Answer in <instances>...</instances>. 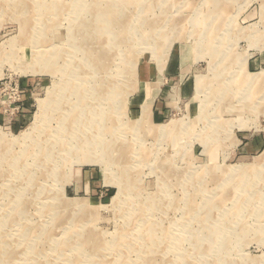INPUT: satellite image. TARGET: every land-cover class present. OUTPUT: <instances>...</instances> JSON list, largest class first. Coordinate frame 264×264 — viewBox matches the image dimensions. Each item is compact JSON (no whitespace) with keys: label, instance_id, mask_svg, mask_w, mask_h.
Wrapping results in <instances>:
<instances>
[{"label":"rangeland","instance_id":"obj_1","mask_svg":"<svg viewBox=\"0 0 264 264\" xmlns=\"http://www.w3.org/2000/svg\"><path fill=\"white\" fill-rule=\"evenodd\" d=\"M0 44V264H264V0H0Z\"/></svg>","mask_w":264,"mask_h":264},{"label":"bare ground","instance_id":"obj_2","mask_svg":"<svg viewBox=\"0 0 264 264\" xmlns=\"http://www.w3.org/2000/svg\"><path fill=\"white\" fill-rule=\"evenodd\" d=\"M26 4V3H25ZM77 4H78V2H77ZM80 4V6H79V8H78V12H80V13H82V12H84L85 10H86V6L87 5H84L83 6V3L81 2V3H79ZM21 5H23V4H21ZM90 7V6H89ZM110 9V8H109ZM91 13H92V17H91V19H89V18H86L87 16H82V20H81V24H80V28L82 29V31H83V27L85 26V24H86V20L87 19H89V20H92L91 22L92 23H90V27L89 28H91L92 30L93 29H95V30H99V28L101 29V25H100V23L101 24H103L104 22H106L107 20H110V21H112V20H115L116 19V17L115 16H108L109 18H106L107 16H105V17H100L99 15V13L97 12V11H94L93 10V8H91L90 10H89ZM76 19V18H75ZM73 20V19H72ZM88 21V20H87ZM105 24V23H104ZM107 25V24H106ZM72 26H76V22L75 23H72ZM40 29V28H39ZM128 29V28H127ZM95 30H93V31H95ZM39 32V31H38ZM88 33V32H87ZM87 33H86V36H87ZM117 34H115L117 37H119V40H120V36H122V35H124V34H122V32L121 31H119V32H116ZM37 34H39V33H37ZM85 34V33H84ZM83 34V35H84ZM93 34V33H92ZM97 34V32L95 33V35ZM25 36V35H24ZM112 37V36H111ZM25 38V37H24ZM93 38V37H92ZM87 39V38H86ZM28 40V39H27ZM37 40V39H36ZM91 40V39H90ZM119 40H111L110 39V41H108V42H106L105 40H99L98 39V37L96 36V40H95V43L96 44H92L90 47V50H94L95 52H98L97 53V58L95 59L96 61V68H103L102 70H104L105 69V64L104 65H102L101 63H103V62H106V60H107V56H106V54L107 53H114L115 55H116V52H118V47H119V45H120V42H119ZM89 41V40H88ZM92 41V40H91ZM119 42V43H118ZM44 43V42H43ZM71 43H73V42H71ZM119 44V45H118ZM122 44V43H121ZM124 44H127L126 42L124 43ZM124 44H122V45H124ZM1 45V44H0ZM3 45V44H2ZM42 47H44V44L42 45ZM125 47H126V45H125ZM51 50V49H50ZM48 51V50H47ZM61 51V48H56V49H53V53H52V56L51 57H54L55 56V58H58L60 55L58 54L59 52ZM123 51H125V50H123ZM2 52V51H1ZM0 52V53H1ZM39 54H38V56H36V61H38V62H42V60H44L43 59V57H41V54L43 55V53H44V51L43 50H39ZM50 52V51H49ZM120 52H121V50H120ZM125 52H127V51H125ZM61 53V52H60ZM99 53H100V55H99ZM127 53H129V52H127ZM33 55V54H32ZM45 55V54H44ZM47 55V54H46ZM57 55H58V57H57ZM128 56V55H127ZM46 57V56H45ZM47 58V57H46ZM124 58H128V57H124ZM124 58H122L120 61H119V65L117 66H115L116 68H121V66L122 65H127V61H128V67L130 68V69H132L133 70V67H134V63H132V64H130L131 62H130V60H126V59H124ZM52 59V58H51ZM82 60V59H81ZM86 61V59H84V62ZM32 62V61H31ZM46 62V61H45ZM73 65V64H72ZM130 71V70H129ZM129 71H127V73L129 72ZM95 72V71H94ZM129 75V74H128ZM130 76V75H129ZM94 77V76H93ZM90 80V79H89ZM254 81V80H253ZM252 81V82H253ZM86 82H87V80H86ZM90 82V81H89ZM88 83V82H87ZM93 83V82H92ZM91 83V84H92ZM97 83V82H96ZM203 83V82H202ZM208 84V83H207ZM205 85V84H204ZM248 85V84H247ZM206 86V85H205ZM210 86V85H209ZM252 86V85H251ZM89 87V86H88ZM92 87V86H91ZM51 90V89H50ZM106 90V89H105ZM216 90V89H215ZM253 90V89H252ZM52 91V90H51ZM100 91V90H99ZM103 92V91H102ZM118 92V91H117ZM89 93V92H88ZM51 94V93H50ZM116 94V93H115ZM251 96V95H250ZM249 96V97H250ZM101 97V96H100ZM94 99V98H93ZM95 101V100H94ZM100 101H102V100H100ZM101 104V103H100ZM96 106V105H95ZM101 106V105H100ZM102 107V106H101ZM99 108V107H98ZM148 110H149V105H146L145 106V108H144V110H143V113H142V116L144 117H146L147 116V112H148ZM95 114H96V112H95ZM140 117L138 120H137V122H138V124H137V126L139 127V125H140V123H142V121H144L143 120V117ZM217 122V121H216ZM97 123V122H96ZM102 126H103V124H102ZM72 128H73V126H72ZM92 128V127H91ZM96 128V127H95ZM219 128V127H218ZM74 129H76V128H74ZM78 129V128H77ZM86 130V129H85ZM104 130V129H103ZM169 130H170V128H168V129H166L165 127H163V128H160L159 129V132L161 133V134H164V132H169ZM222 130V129H221ZM66 131V130H65ZM77 133V132H76ZM86 133V132H85ZM103 133H105V132H103ZM103 133H99V135H101V134H103ZM70 134V133H69ZM106 134V133H105ZM2 138V137H1ZM82 138V137H81ZM211 138V137H210ZM209 138V139H210ZM109 140V139H108ZM74 141V140H73ZM74 143V142H73ZM112 144V143H111ZM206 145V144H205ZM80 146V145H79ZM5 147V146H4ZM82 147V146H81ZM99 147H108L107 145H105V144H103V145H100ZM206 147V146H205ZM126 149V148H125ZM42 156V155H41ZM14 162V161H13ZM254 167V166H253ZM257 168H258V166H257ZM251 169H252V166H251ZM260 169V168H259ZM20 170V169H19ZM240 170H242L241 168H239V171ZM243 170H244V168H243ZM245 170H246V168H245ZM18 171V170H17ZM21 172V171H20ZM26 172V171H25ZM254 172V171H253ZM21 174V173H20ZM22 176V175H21ZM128 178V177H127ZM160 178V177H159ZM245 178H247V176H245ZM254 178V177H253ZM256 178V177H255ZM226 179V178H225ZM127 180V179H126ZM229 181V180H228ZM253 181V180H252ZM15 185V184H14ZM123 185H125V184H123ZM174 186H175V184H174ZM173 186V187H174ZM250 186H251V184H250ZM123 187V186H122ZM251 189V188H250ZM126 190V189H125ZM127 191V190H126ZM224 192V191H223ZM223 194V193H222ZM241 194V193H240ZM193 195V194H192ZM256 195H258V194H256ZM33 197V196H32ZM171 197V196H170ZM169 197V198H170ZM238 197V196H237ZM225 198V197H224ZM256 198V197H255ZM220 199H221V197H220ZM238 199V198H237ZM21 201H22V199H20ZM112 200H114V199H112ZM142 201V200H141ZM216 201H218V200H215V204H218ZM221 201V200H220ZM139 202V201H138ZM162 202V201H161ZM173 202V201H172ZM185 202V201H184ZM188 203H187V205L185 206V208H184V212H185V214H187V215H190V212H192V211H194V203H193V200L191 201V200H188L187 201ZM210 202V201H209ZM242 202V201H241ZM205 203V202H204ZM221 203V202H220ZM114 204V203H113ZM148 205V204H147ZM165 205V204H164ZM167 205V204H166ZM239 205V204H238ZM146 206V205H145ZM152 206V205H151ZM209 206V205H208ZM131 207V206H130ZM146 207H148V206H146ZM203 207V206H202ZM217 207V206H216ZM86 209H87V207H85ZM88 208H89V206H88ZM131 208H133V207H131ZM223 208V207H222ZM232 209V208H231ZM199 210V209H198ZM197 210V211H198ZM214 210V209H213ZM131 211V210H130ZM138 212V211H137ZM195 212V211H194ZM203 212V211H202ZM130 213V212H129ZM139 213V215H140V212H138ZM201 213V212H200ZM230 213V212H229ZM147 214V213H146ZM206 214V213H205ZM243 214V213H242ZM214 215V214H213ZM251 215V214H250ZM141 216V215H140ZM146 216V215H145ZM197 216H199V215H197ZM206 216H207V214H206ZM233 216V215H232ZM190 217V216H189ZM196 217V216H195ZM15 218V217H14ZM187 218V217H186ZM216 218V217H215ZM236 218V217H235ZM137 219V218H136ZM146 219V218H145ZM217 219V218H216ZM242 219V218H241ZM140 220V219H139ZM204 220V219H203ZM210 220H212V219H210ZM185 221V220H184ZM200 221L202 222V220L200 219ZM206 221H208V219L207 218H205V222ZM238 221V220H237ZM242 221V220H241ZM240 222V221H239ZM141 223V222H140ZM144 223V222H143ZM195 223H197V222H195ZM194 223V224H195ZM206 223H208V222H206ZM243 223V222H242ZM157 224V223H156ZM232 224V223H231ZM141 225V224H140ZM205 225V224H204ZM158 226V225H157ZM163 226V225H162ZM189 226V225H188ZM201 226V225H200ZM238 226V225H237ZM160 227V226H159ZM184 227V226H183ZM187 227V226H186ZM207 227V226H206ZM144 228V227H143ZM147 228V227H146ZM202 228V227H201ZM200 228V229H201ZM155 229V228H154ZM184 229V228H183ZM202 230V229H201ZM207 230V229H206ZM149 231V230H148ZM183 231V230H182ZM188 233V232H187ZM230 233V232H229ZM200 234H202V233H200ZM165 235V234H164ZM189 236H190V234H188ZM217 235V234H216ZM226 235V234H225ZM229 235V234H228ZM143 236V235H142ZM184 236V235H183ZM193 236V235H192ZM206 236V235H205ZM146 237V236H145ZM147 238V237H146ZM205 238V237H204ZM217 238V237H216ZM95 239V238H94ZM93 239V240H94ZM180 239V238H179ZM198 239V238H197ZM201 239V238H200ZM165 240V239H164ZM230 240V239H229ZM198 241V240H197ZM203 241V240H202ZM223 241H224V239H223ZM97 242V241H96ZM196 241H193L192 243H195ZM201 242V241H200ZM84 243V242H83ZM180 244V243H179ZM159 245H160V243H159ZM170 245V244H169ZM182 245V244H181ZM113 247V246H112ZM116 247V246H115ZM229 247V246H228ZM227 250V249H226ZM155 251H156V249H155ZM181 251V250H180ZM189 252V251H188ZM83 253V252H82ZM90 253V252H89ZM83 254H85V253H83ZM182 257V256H181ZM147 258V257H146ZM183 260V259H182ZM187 262V261H186ZM147 263H149V262H147Z\"/></svg>","mask_w":264,"mask_h":264},{"label":"crops","instance_id":"obj_3","mask_svg":"<svg viewBox=\"0 0 264 264\" xmlns=\"http://www.w3.org/2000/svg\"><path fill=\"white\" fill-rule=\"evenodd\" d=\"M169 75H170V74H169ZM171 76H172V75H171ZM155 108H156V111L154 112L155 115H161V114H162L161 110L158 111V110H159V106L156 107V105H155ZM160 113H161V114H160Z\"/></svg>","mask_w":264,"mask_h":264}]
</instances>
